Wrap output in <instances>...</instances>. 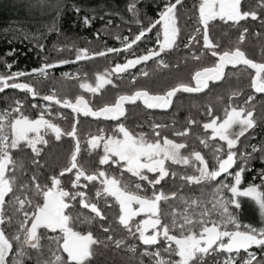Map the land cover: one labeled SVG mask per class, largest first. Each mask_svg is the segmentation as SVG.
<instances>
[{
	"label": "snow or ice",
	"instance_id": "6c2138e0",
	"mask_svg": "<svg viewBox=\"0 0 264 264\" xmlns=\"http://www.w3.org/2000/svg\"><path fill=\"white\" fill-rule=\"evenodd\" d=\"M140 0H130L127 11L132 14L133 22L141 24L138 8ZM36 4L42 8L56 11V18L51 25H45L49 32H57V20L61 15L60 9L63 7V0H36ZM182 5V0H166L158 13V19L149 21L148 27L141 25V30L134 38L129 40L124 36L122 47H107L105 50L89 53L87 48H75L74 60L62 59L55 63L45 62L40 68H33L31 71L16 70L10 73H0V93L6 89H15L30 94L33 98L40 97L48 102L42 106V111L35 119L24 114V102L10 98L13 103L8 109L0 111V264H24L25 259H32L30 251L34 250L36 264H91V261L112 249L119 252L123 250L130 255L126 257L127 264H144L142 257L147 256L153 264H206V258L213 253L219 255L221 252L228 253L222 264H238V254L243 250L246 256L240 264H264V256L258 258L255 252L249 251L253 246L264 250V227L256 228L249 224L242 225L238 217L231 210V206L236 209L241 208V197L251 198L258 206L261 216H264V169L258 172L261 184H249L241 187L243 174L249 171V162L253 153H264V146H251V152L236 150L241 137H244L250 129L257 126L254 116L255 104L248 107L254 100L252 95L244 101V106H234L231 103L224 109V118L215 116L214 110L208 106L204 113L210 119L204 122L202 127L207 132L211 130V136L206 139L201 138L200 144L204 148L212 151L214 164L210 168L209 162L202 155L201 151L193 150L188 155H183V149L188 147L185 142H177L161 134V129L165 127L161 124L151 125L153 135L147 136L145 133H133L123 123H117L111 134H106L103 128L96 134H88L86 139L87 151L89 155L97 149H102L99 155L98 164L101 167L89 172L78 161V156L82 152L81 139L78 136V116L93 118H104L105 120L119 121L126 115V104H136L141 101L148 109H168L173 104V98L179 92L200 93L209 87V83L222 81L228 73V66L236 68L245 66L246 69H253L255 74L251 76L250 87L256 93H264V62H256L249 58L240 47L249 32L247 27L239 31L236 45L220 50V44L214 42L210 37V23L216 20L225 24L231 22V26L237 27L241 21L251 18L258 19L264 23V0H255L254 7L250 10L244 9L243 0H198V5H194L197 15V27L189 35L185 49L199 48V55L192 52L191 58L200 61L210 53L215 57V62L211 66L202 67L194 71L192 81L194 86L186 83L177 85L164 91L162 94H153L147 89H139L131 94H120L113 104H105L98 110L90 106V102L83 95H77L75 100L67 97L60 98L56 90L51 94L41 96L40 91L31 82H22L21 78L39 77L44 81L49 79V70L59 67L62 64L75 63L82 60H90L96 57H106L108 54H119L128 52L146 38L147 34L160 26L156 33L155 45L147 48L144 54L135 55L126 59L124 63H116L111 70L106 69L103 73H97L95 85L90 83H80V89L89 93L97 94L106 85H116L112 76L120 78L121 74L129 72L131 69L142 63H147L155 59L159 67L169 68V64L161 58L162 53L174 50L181 30L177 25L178 6ZM77 13L80 8H76ZM103 19V17H100ZM87 16L82 22L85 27L91 26L92 21ZM112 24L109 20L105 29ZM202 26V27H201ZM202 32V48L200 47V34ZM99 38L100 33H95ZM257 37L262 33H255ZM27 38V37H26ZM116 39L120 40L119 36ZM41 51H44V44H37ZM63 51V49H61ZM15 49L6 53V56H13ZM187 59V57H186ZM0 63H5L9 70L13 68L12 63H6L0 57ZM64 77L77 78L69 73H63ZM142 77H148L149 72L141 70ZM137 76H132V83L135 84ZM239 92H232L229 99L239 96ZM61 108L71 109L77 118L71 124V130H65L51 119H46L45 115L51 114L52 105ZM33 108L41 107L33 104ZM198 121L189 118V126L197 124ZM238 128V131L236 130ZM53 135L56 141H61L62 137H70L75 142L68 159V165L64 167L59 175H52L50 185L38 182V177L34 174L28 183H20L17 171L22 172L23 165L13 157L14 150H22L23 147L31 149L36 157L41 155L42 149L38 145H48L46 136ZM190 131L185 127L182 131L175 130V137H188ZM219 140L226 145V149L221 144H214ZM264 160V157H262ZM240 161V167L231 172L234 165ZM166 162L173 165L191 166L196 174L182 175L181 181L187 185H202L217 181L222 175L232 177L231 183L220 182L212 190L211 199L205 200L201 197H184L178 192L165 194L163 191L157 192L155 189L167 177H177V172L169 171ZM33 165L39 166V161L33 159ZM115 167L120 170V174H111L110 169ZM74 173L71 180L72 190H65L62 187L61 177L65 174ZM125 173L137 178V182L125 179ZM146 173L155 174V179H150ZM86 181L87 183H82ZM147 181L152 188L151 195L141 194L145 191L141 182ZM98 182L99 187L95 192L97 202H93L86 191L89 185ZM225 192L231 195H225ZM11 196V199H6ZM111 198L115 203H109ZM42 199V203L38 202ZM103 199L108 207L118 205L119 214L115 221L127 232V236L116 238L111 226L105 227L100 223L103 239L94 235L93 231L82 232L76 230V224L93 226L97 220L107 221L104 211L98 206V201ZM79 201L82 209L89 210V215L76 217L68 214L72 206L71 202ZM178 200L179 204L172 206L167 215L161 211V201ZM211 205L210 207L208 205ZM11 208V214L8 209ZM28 209H32L29 211ZM143 216L139 222L136 218ZM170 216V222H163ZM8 227H13L14 231L7 232ZM41 229L49 230L59 235L47 237L49 256L44 258V247L41 243ZM175 233V234H173ZM138 239L145 249L137 256V245L128 244L127 240ZM166 242L163 250L156 248L150 251L149 248L159 244L160 240ZM55 247H52V245ZM15 245V251H13ZM67 254L64 259L63 254ZM167 254L165 256L164 254ZM235 253L237 256H233ZM175 255L178 259H172ZM216 264H220L217 261Z\"/></svg>",
	"mask_w": 264,
	"mask_h": 264
},
{
	"label": "trees",
	"instance_id": "16d2710c",
	"mask_svg": "<svg viewBox=\"0 0 264 264\" xmlns=\"http://www.w3.org/2000/svg\"><path fill=\"white\" fill-rule=\"evenodd\" d=\"M129 2L130 0H63V7L60 9L61 15L57 20V27L60 29L58 34L55 31L49 32L45 27L46 24L50 26L52 20L56 18L55 10H48L46 7L42 8L38 6L36 0H0V57L6 63L15 61L11 70L5 67V63H0V73H10L16 70L31 71L33 68H40L45 62L55 63L62 59L74 60L75 48H87L91 54L96 51L105 50L107 47H122L121 41L124 36H128L129 40H131L135 34L139 33L141 25L147 28L149 21L158 19V13L166 0H140L138 8L141 10L139 17L141 24L133 22L132 14L127 11ZM243 3L244 9L250 10L254 7L255 0H243ZM194 5H198V0H182V5L178 6L177 25L181 33L177 41V47L174 50L161 54V58L169 64V68L167 69L159 67L156 60L153 59L136 66V68L131 69L127 73L121 74L120 78H117L113 74L112 79L116 86L106 85L97 94L89 93L79 87L82 82H87L94 86L97 73H103L106 69L111 70L116 63H124L126 59L133 58V53L135 55L144 54L147 48L153 47L155 45L156 33L160 30V26L157 25L152 32L147 34L146 38L138 42L137 45H134L128 52L122 51L119 54H108L106 57H96L90 60L62 64L49 70V79L46 81L39 77H25L21 78V81L33 83L40 91L41 96L51 94L52 90H56L60 98L67 97L71 100H74L77 95H83L91 105L96 107L112 104L118 95L130 94L139 89H147L153 94H162L178 83L190 85L191 77L195 70L211 66L215 62V58L211 57L210 53H206L202 60L195 61L191 58V54L195 52L199 55V48H184L189 35L197 27L196 18L198 13L195 11ZM77 7L80 8L79 13L75 11ZM85 16L90 19L93 16L96 17L89 27L83 25L82 19ZM100 17H103V19ZM109 20L112 21V24L106 30L104 26L107 25ZM245 27L249 29V32L240 47L249 58L256 62H264V23L260 19L253 21L251 18H248L246 21H241L238 29L231 26V22L225 24L220 20L213 21L210 23V37L214 42L220 44V50H224L236 45L239 31ZM97 32L100 33L99 38L95 35ZM257 32L262 33V35L257 37L255 35ZM117 36L121 39H116ZM199 38L200 47L202 48V32ZM37 44H44V51L36 47ZM12 49H15L14 55L10 57L6 56V53ZM141 70L148 71L149 76L146 78L140 76ZM226 72L228 75L222 81L211 84L202 94L179 93L168 112H150L138 104L130 106L127 109L123 124L131 131L143 132L149 130V122L152 119L154 123L165 126L160 130L162 138L163 136H167L170 139L177 140V142L187 143L188 147L181 150L183 155H188L193 150L201 151L211 168L214 164L212 151L204 148L199 142L201 138L206 139L211 136V130L205 132L202 127L203 123L208 122L210 119L204 113L208 106H211L214 110L213 114L223 119L224 109L230 103L234 106H244V101L247 100L249 95H252L254 100L249 103L248 107L255 104L254 116L257 120V126L254 129H250L244 137H241L236 150L238 152H251L252 145L258 148L264 146V95L253 93L250 87L251 76L253 75L252 71L240 66L234 69H227ZM63 73H75V77L77 78L64 77ZM133 75L137 76L135 84L131 82ZM234 91L239 92L240 95L232 97L230 100L229 97ZM13 97L24 102V114L31 119L37 118L39 112L42 111L44 104L40 97L33 98L30 94L15 89H6L0 93V111L9 108V105L13 103L10 98ZM33 104L40 105L41 107L33 108ZM45 118L51 119L65 130H71V124L74 122L70 113L56 106H52L51 114L46 113ZM189 118L198 121V123L189 126L187 124ZM78 119V136L82 143V152L78 156V161L91 172L96 170V168L102 167L98 164L102 149H98L101 152L97 154L92 153L89 155L86 144L88 134H96L101 128L105 130L106 134H111L117 124L105 121H93L89 118L79 117ZM185 127H188L190 131L188 137L178 138L174 136L175 130L182 131ZM236 130L238 131V128ZM146 135L151 137L153 135L152 130ZM46 139L49 140L48 145H38L42 149L39 157H36L31 152V149L27 147H23L22 150L13 151L14 159L23 165L22 172L20 170L17 171L20 183H28L32 175L35 174L38 177L39 183L50 185L49 178L52 175H59L60 171L68 165V159L75 143L72 138L65 136L62 137L61 141H56L54 136L49 134L46 136ZM212 143L221 144L226 149V145L219 140ZM262 157H264V153L262 152L253 153V157L248 165L250 170L243 174L242 188L252 183L261 184L258 172L264 169ZM33 159L39 161V166L33 165ZM166 164L170 172L175 171L178 175L176 178L169 176L160 185H157L155 189L157 192L163 191L165 194H170L175 191L180 196H203V199L210 200L212 190L218 183L232 182V177L222 175L217 178V181L209 184L187 185L179 177L196 174L194 169L191 166L173 165L171 162H166ZM239 167L240 161L230 171L235 172ZM146 174L149 175L150 179H153L155 176V174L151 173ZM73 178L74 173H66L61 177L62 187L65 190H72L71 180ZM82 183L87 182L82 180ZM143 183L147 184V181ZM144 186H146V190L148 189V193L145 194L151 195L152 188L148 184ZM98 187L99 184L94 182V185H89L87 189L80 188L78 190L86 191L88 197L93 202H97L95 192ZM261 190L264 191V188ZM225 195L230 196L231 194L225 192ZM6 199L10 200L11 196ZM38 202L42 203V199ZM109 203L114 204L115 202L109 198ZM71 204V208L66 210L71 216L76 217L80 215L81 219H83L84 215L90 214L89 210L81 208L78 200L71 202ZM178 204V200L161 201V211L167 215L170 208ZM98 206L104 211L107 221L100 222L97 220L91 227L77 223L76 230L82 232L91 230L95 236L103 239L106 235L100 227V223H103L105 227L111 226L116 238L127 236L126 230L115 221V217L119 214L118 205L108 207L104 200L101 199L98 201ZM208 206L210 207L211 205L209 204ZM28 210L31 211L32 209ZM231 210L239 220V209L231 206ZM8 212L11 214L10 207ZM170 219L171 217L167 216L163 222L168 223ZM135 222L138 223V219ZM239 222L244 225V222L240 220ZM6 228L8 233L14 231L13 227L6 226ZM39 231L42 236L41 243L44 247V258L47 259L49 256L47 251L49 241L47 237L59 234L58 232L53 233L46 229ZM127 243L137 245V256L139 259V253L146 246L142 245L138 239H132L131 237L128 238ZM52 247H55V245L53 244ZM165 247L166 242L161 239L158 245L150 247L149 250L153 251L154 248L163 250ZM252 248L256 247L253 246ZM13 251H15V245ZM30 255L32 259H25L24 264H36L37 253L32 250L30 251ZM129 255V253L123 250L116 252L113 246L112 249L105 251L103 255L93 259L91 264H127L126 257ZM164 255L167 256L166 253ZM63 256L66 260L67 254L64 253ZM171 258L178 259L175 255ZM142 259L144 264H153V261L147 256L142 257ZM9 264H11V256L9 257ZM206 264H214V257L212 255L206 258Z\"/></svg>",
	"mask_w": 264,
	"mask_h": 264
},
{
	"label": "rangeland",
	"instance_id": "374dc122",
	"mask_svg": "<svg viewBox=\"0 0 264 264\" xmlns=\"http://www.w3.org/2000/svg\"><path fill=\"white\" fill-rule=\"evenodd\" d=\"M71 74V73H69ZM73 76H76L75 73L72 74ZM241 202V208L239 209V220L241 222H244V224L252 225L256 228L264 227V216H261L258 210V206L255 204V202L251 198H245L241 197L239 198ZM143 216H139L136 219H138V222L140 219H143ZM59 234V233H58ZM167 246V245H166ZM156 248H154L153 251H155ZM249 251L255 252L258 256V258L262 255H264V250H259L256 248H251ZM229 255L228 253L221 252L219 255H216L215 253L212 254L214 257V264H216L217 261H220V264H222L223 259ZM233 256H237V254L233 253ZM246 256V253L241 250V252L238 254V264L243 260V258Z\"/></svg>",
	"mask_w": 264,
	"mask_h": 264
},
{
	"label": "flooded vegetation",
	"instance_id": "af4514ba",
	"mask_svg": "<svg viewBox=\"0 0 264 264\" xmlns=\"http://www.w3.org/2000/svg\"><path fill=\"white\" fill-rule=\"evenodd\" d=\"M131 94V93H130ZM86 98V97H85ZM41 99V98H40ZM87 99V98H86ZM175 99V98H174ZM42 100V99H41ZM75 100V99H74ZM73 100V101H74ZM88 100V99H87ZM174 101V100H173ZM115 102V101H114ZM113 102V103H114ZM42 103L45 105V104H47L48 102H45V101H43L42 100ZM112 103V104H113ZM136 104H138V105H140V106H142L141 105V103L140 102H138V103H136ZM136 104H134V105H136ZM91 105V104H90ZM134 105H127L126 106V113H127V109L130 107V106H134ZM52 106H56V105H52ZM94 109H97V108H100V107H96V106H93V105H91ZM57 107V106H56ZM102 107V106H101ZM143 107V106H142ZM172 107V106H171ZM59 108V107H58ZM144 108V107H143ZM59 109H61V108H59ZM146 109V108H145ZM171 109V108H170ZM61 110H63V111H65V112H68V113H70L71 115H72V117H73V119H74V114L72 113V112H70L69 110H65V109H61ZM147 110V109H146ZM148 111H150V110H148ZM150 112H155V113H164V112H161V111H150ZM168 112V111H167ZM40 113V112H39ZM80 116H78V118H79ZM125 117H126V115H125ZM125 117L123 118V119H121V120H119V121H116V122H111V121H109L110 123H114V124H117V123H123L124 121H125ZM82 118V117H81ZM94 121V120H93ZM97 121H102V120H97ZM106 122V121H105ZM150 123V126H149V130H147V131H143V133H145V134H147L149 131H151L152 129H151V125L154 123L153 122V120L151 119V121L149 122ZM129 129V128H128ZM130 130V129H129ZM131 131V130H130ZM133 133H140L141 131H137V132H134V131H132ZM99 152H101V151H99L98 149L95 151V152H93V153H95V154H97V153H99ZM102 153V152H101ZM102 167H104V168H107V166H102ZM99 168H101V167H99ZM96 169H98V168H96ZM110 171H111V174H114V175H119L120 174V170L119 169H117V168H115V167H112L111 169H110ZM125 179L126 180H131V181H133V182H137V178H135V177H131V175L130 174H127V173H125ZM153 179H155V176L153 177ZM143 185H147L146 183L144 184L143 182H141ZM97 184H98V182H97ZM144 188H145V191L144 192H142L141 194H145V193H148V189L146 190V186H144Z\"/></svg>",
	"mask_w": 264,
	"mask_h": 264
},
{
	"label": "water",
	"instance_id": "95a60500",
	"mask_svg": "<svg viewBox=\"0 0 264 264\" xmlns=\"http://www.w3.org/2000/svg\"><path fill=\"white\" fill-rule=\"evenodd\" d=\"M215 58V57H214ZM216 59V58H215ZM237 67H240V66H237ZM236 67V68H237ZM242 67H245V66H242ZM227 69H234L233 67H231V66H228V68ZM226 69V70H227ZM250 71H252V73H253V75L255 74V72H254V70L253 69H249ZM220 82V81H219ZM219 82H215V83H212V82H210L209 83V86L211 85V84H216V83H219ZM190 86H194V81H192V79H191V84H190ZM209 88V87H208ZM207 88V89H208ZM207 89H205L203 92H200V93H184V92H179V93H184V94H192V95H195V94H202V93H204ZM252 89V88H251ZM252 91H253V93L254 94H257V95H264V93H256L253 89H252ZM179 93H177V95L179 94ZM176 95V96H177ZM175 96V97H176ZM174 97V98H175ZM85 98V97H84ZM174 98H173V100H174ZM86 99V98H85ZM87 100V99H86ZM138 102H140L141 103V105L144 107V108H146L144 105H143V103L141 102V101H137V103ZM127 105H134V104H126L125 105V108H126V106ZM57 107H59V108H61L60 106H58V105H56ZM91 106V105H90ZM172 106V105H171ZM171 106L168 108V109H148V108H146L147 110H150V111H161V112H167V111H169L170 110V108H171ZM92 107V106H91ZM103 107V106H102ZM101 108V107H100ZM61 109H65V108H61ZM94 109V108H93ZM99 108H97V109H94V110H98ZM65 110H69L70 112H72L71 111V109H65ZM80 117H82V118H89V119H91V120H94V121H97V120H102V121H106V122H109V121H111V122H116V121H113V120H105L104 118H99V119H97V118H93V117H84V116H82V115H80ZM125 117V116H124ZM124 117H121L120 118V120L121 119H123ZM75 118H77V114H74V119Z\"/></svg>",
	"mask_w": 264,
	"mask_h": 264
}]
</instances>
